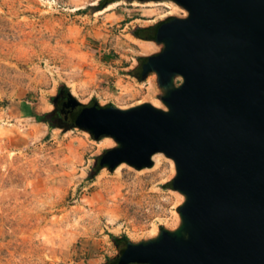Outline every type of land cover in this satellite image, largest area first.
I'll return each instance as SVG.
<instances>
[{"label":"rangeland","instance_id":"rangeland-1","mask_svg":"<svg viewBox=\"0 0 264 264\" xmlns=\"http://www.w3.org/2000/svg\"><path fill=\"white\" fill-rule=\"evenodd\" d=\"M186 16L173 0H0V264H117L126 239L178 227L173 160L111 172L112 138L64 127L96 103L165 108L156 75L140 79L161 51L145 29ZM61 89L81 105L38 122Z\"/></svg>","mask_w":264,"mask_h":264},{"label":"water","instance_id":"water-1","mask_svg":"<svg viewBox=\"0 0 264 264\" xmlns=\"http://www.w3.org/2000/svg\"><path fill=\"white\" fill-rule=\"evenodd\" d=\"M173 2L187 16L159 25L140 75H156L165 108L96 103L64 129L112 138L111 172L174 162L178 227L128 242L117 264H264V0Z\"/></svg>","mask_w":264,"mask_h":264},{"label":"flooded vegetation","instance_id":"flooded-vegetation-1","mask_svg":"<svg viewBox=\"0 0 264 264\" xmlns=\"http://www.w3.org/2000/svg\"><path fill=\"white\" fill-rule=\"evenodd\" d=\"M53 104L54 109L47 114L48 120L60 123L61 125H67L68 116L75 112V109L71 108V99L68 92L64 89L59 90L56 98L53 99Z\"/></svg>","mask_w":264,"mask_h":264},{"label":"trees","instance_id":"trees-1","mask_svg":"<svg viewBox=\"0 0 264 264\" xmlns=\"http://www.w3.org/2000/svg\"><path fill=\"white\" fill-rule=\"evenodd\" d=\"M101 4H102V6H104V5L107 4V3H106L105 1H102ZM161 23H162V22H161ZM161 23L155 25V26L152 27V28L145 29V30H151V31H152L151 38H150L151 41H153V40L155 39L156 31H157V29H158V27H159V25H160ZM147 59H148V58H146L145 61H146ZM76 115H77V114H76ZM75 117H76V116H75ZM45 118H47V115L42 116V117H40V116H39V117H36V120H37L38 122H49L48 119L46 120ZM115 240L117 241V238H116V237H115ZM128 242H129V241L126 239V243H125V245H124V248H125V246L127 245ZM124 248H123V249H124ZM123 249H122V251H123ZM122 251H121V253H122Z\"/></svg>","mask_w":264,"mask_h":264},{"label":"bare ground","instance_id":"bare-ground-1","mask_svg":"<svg viewBox=\"0 0 264 264\" xmlns=\"http://www.w3.org/2000/svg\"><path fill=\"white\" fill-rule=\"evenodd\" d=\"M118 5V3H114V4H111L106 10H108V9H112L113 7H115V6H117ZM171 5V4H170ZM74 37V36H73ZM144 48L146 49V50H148L149 49V47H147V46H144ZM81 87V86H80ZM158 102V101H157ZM161 156L162 155H160V154H156L154 157H153V159H154V161L156 162V166H158L159 165V162H160V158H161Z\"/></svg>","mask_w":264,"mask_h":264}]
</instances>
